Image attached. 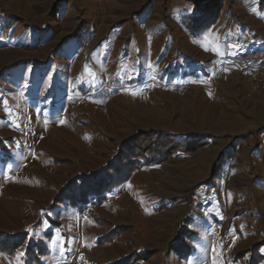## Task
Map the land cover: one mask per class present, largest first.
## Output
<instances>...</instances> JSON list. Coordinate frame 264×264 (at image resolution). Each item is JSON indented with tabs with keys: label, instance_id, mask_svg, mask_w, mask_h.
<instances>
[{
	"label": "rangeland",
	"instance_id": "rangeland-1",
	"mask_svg": "<svg viewBox=\"0 0 264 264\" xmlns=\"http://www.w3.org/2000/svg\"><path fill=\"white\" fill-rule=\"evenodd\" d=\"M263 58L264 0H0V264H264Z\"/></svg>",
	"mask_w": 264,
	"mask_h": 264
},
{
	"label": "built area",
	"instance_id": "built-area-1",
	"mask_svg": "<svg viewBox=\"0 0 264 264\" xmlns=\"http://www.w3.org/2000/svg\"><path fill=\"white\" fill-rule=\"evenodd\" d=\"M249 81L251 83V92H255L256 90H264V58L250 73Z\"/></svg>",
	"mask_w": 264,
	"mask_h": 264
},
{
	"label": "trees",
	"instance_id": "trees-1",
	"mask_svg": "<svg viewBox=\"0 0 264 264\" xmlns=\"http://www.w3.org/2000/svg\"><path fill=\"white\" fill-rule=\"evenodd\" d=\"M207 15V14H206ZM204 17V18H203ZM201 19H205V23L203 25H201V27H206L210 22L206 23V21H208L210 18H208L207 16H202ZM191 136V135H190ZM171 139H175V138H171ZM201 143H206V142H201ZM197 146L193 144V146L191 148L187 147L188 150H191L192 148H196Z\"/></svg>",
	"mask_w": 264,
	"mask_h": 264
}]
</instances>
